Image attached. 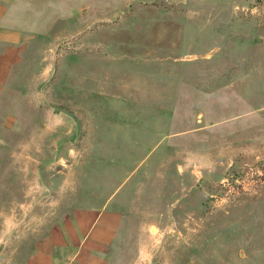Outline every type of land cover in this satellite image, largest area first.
Listing matches in <instances>:
<instances>
[{
    "label": "rangeland",
    "instance_id": "rangeland-1",
    "mask_svg": "<svg viewBox=\"0 0 264 264\" xmlns=\"http://www.w3.org/2000/svg\"><path fill=\"white\" fill-rule=\"evenodd\" d=\"M28 3L0 264L93 207L122 214L112 264H264V0Z\"/></svg>",
    "mask_w": 264,
    "mask_h": 264
},
{
    "label": "crops",
    "instance_id": "crops-1",
    "mask_svg": "<svg viewBox=\"0 0 264 264\" xmlns=\"http://www.w3.org/2000/svg\"><path fill=\"white\" fill-rule=\"evenodd\" d=\"M36 8L28 0H0V98L24 57L27 43L35 36L29 22L35 19ZM122 227L118 210H77L58 222L54 234L38 239L23 264H112L111 255L121 244ZM22 244L23 251L28 242ZM2 258L3 264H13L15 259L9 263V251Z\"/></svg>",
    "mask_w": 264,
    "mask_h": 264
}]
</instances>
